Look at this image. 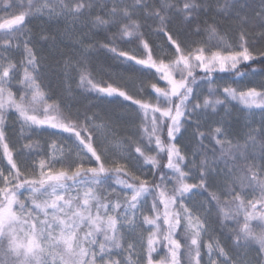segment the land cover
Here are the masks:
<instances>
[{
	"label": "snow or ice",
	"instance_id": "1",
	"mask_svg": "<svg viewBox=\"0 0 264 264\" xmlns=\"http://www.w3.org/2000/svg\"><path fill=\"white\" fill-rule=\"evenodd\" d=\"M37 35L71 49L59 97ZM101 51L121 74L95 79ZM83 93L135 105L134 131L74 113ZM229 100L258 126L234 136ZM0 264H264V0H0Z\"/></svg>",
	"mask_w": 264,
	"mask_h": 264
},
{
	"label": "trees",
	"instance_id": "2",
	"mask_svg": "<svg viewBox=\"0 0 264 264\" xmlns=\"http://www.w3.org/2000/svg\"><path fill=\"white\" fill-rule=\"evenodd\" d=\"M256 3L258 4L259 0H256ZM28 27L32 31L33 34H38L42 29H46L52 33H58L59 31H62L63 29V25H60V26H57L55 24L48 25L39 19H33L29 23ZM175 27H178V26H174V29ZM150 39L154 40L157 44L160 43V39L158 37L152 36L150 37ZM37 41L38 43H37L36 50L38 54L44 57L45 78H44L43 83L45 86L51 85L50 94H53L54 96L59 97L61 95V79L59 76L52 75V70L55 65L54 57H58L60 53L69 54L71 52V49L64 47V44L68 43L66 40H58L55 49L52 47L51 40L45 43L44 41L39 40V36L37 35ZM131 47H132L131 45L128 46L129 49ZM112 55H113L112 53H106L104 51H101L99 54H94V58L91 62V68H92L93 76L95 77L96 80L102 81L109 74H116V75L121 74L120 67H119V61L111 59ZM19 58L20 57L17 56V59ZM218 75H222V74H218ZM256 79L259 80V77H257ZM228 83H230V80L217 81V84L221 86L223 84H228ZM243 85L244 84L233 85V86L243 88L244 87ZM73 88L76 91H79V89H76L75 84L73 85ZM148 90L150 91V88ZM199 91L207 94L208 92L207 84L204 83L202 88L199 89ZM93 95L94 94L83 93L81 95L76 96L73 100V104H74L73 112L75 113L79 111L80 114H83L84 112L87 111L89 114L97 113L99 115H104L106 113H113L115 115H123L125 121H128L129 119L130 122H132L135 119V117H131L133 114L135 115V113L132 110L136 107L135 105H132L130 108H122L120 107L119 103L110 105L106 101L96 100L93 98ZM201 99H203V96L201 97ZM120 103L124 105H128L130 104V101H122V99H120ZM220 116L223 119L228 116L227 117L229 118L228 121H230V124H231L229 131L234 136L242 135L244 133L243 125H242V122L244 119H248L247 120L248 124L255 121L256 125L254 126H258V122L260 119L259 115H256L255 117L251 116L247 110H243V105H241L239 101H233V100H229L227 102L226 111L225 109H221ZM129 127H131V124L129 125L127 123L125 126V129H123L122 131H128ZM8 133L13 138L12 142L16 143V141L20 137V124L19 122L16 121V118L14 116L8 121ZM67 135L68 134L64 133L58 137H50L47 134L33 133L32 139L34 141H38L42 148V145L46 140H51L55 138H57L59 141L63 140L67 143L68 141L63 139V137ZM165 138H166V132H165ZM189 138H190V132L186 133L185 136L181 137L179 140V143L182 147H185L187 150L191 151L190 145L185 146V143H184V141H186V144H187ZM23 142L24 141H20L21 144ZM30 162L31 161H29V163ZM197 199H202V197H198Z\"/></svg>",
	"mask_w": 264,
	"mask_h": 264
},
{
	"label": "rangeland",
	"instance_id": "3",
	"mask_svg": "<svg viewBox=\"0 0 264 264\" xmlns=\"http://www.w3.org/2000/svg\"><path fill=\"white\" fill-rule=\"evenodd\" d=\"M259 79H260V78H259ZM256 80H257V79H256ZM253 82H255V81H253ZM243 86H244V85H243ZM121 116H123V115H121ZM131 117H135V115L133 114ZM225 117H226V116H225ZM227 117H228V116H227ZM227 117L224 118V121H225V123H226L227 125L230 126L231 124H230V121H228L229 118H227ZM251 119H252V118H251ZM251 119H249V120H251ZM247 120H248V119H244L243 122H242L244 133L248 131V129L245 127V125L248 124V123H247ZM127 122H128L129 125L131 124V122L129 121V119H128ZM229 128H230V127H229ZM128 131H134V129H133L132 127H129ZM53 140H54V139L46 140V141L43 143V145H42V149L46 150V149H47V146H48L49 144H51V142H52ZM55 140H57V142H58L60 145L64 146V147H65V151L67 152L68 148L70 147V144H68V142L66 143V142L63 141V140H60V141H59L57 138H55ZM185 140H187V139H185ZM184 143H185V146H188V145H189V139H188L187 144H186V141H184ZM73 155H74V153H73Z\"/></svg>",
	"mask_w": 264,
	"mask_h": 264
}]
</instances>
